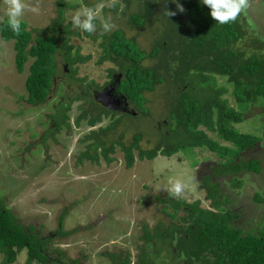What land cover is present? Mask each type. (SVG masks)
Here are the masks:
<instances>
[{
    "label": "trees",
    "instance_id": "obj_1",
    "mask_svg": "<svg viewBox=\"0 0 264 264\" xmlns=\"http://www.w3.org/2000/svg\"><path fill=\"white\" fill-rule=\"evenodd\" d=\"M102 1L106 0H98L97 3ZM119 1L125 5L124 11L132 5L134 12L128 16L131 25L140 29L150 25L155 31L149 51L143 50L135 38H127L122 30L100 36L85 32L84 35L94 42L99 41L101 55L96 65L107 62L117 67L118 72L108 71V79L114 73L121 75L118 93L124 95L135 110L143 109L145 112L140 116L145 120L150 117L145 94L156 91L158 86L162 87L164 117L160 128L162 127L164 133L158 136L153 148L142 149L139 145L141 134L135 135L133 143L125 145L120 141L107 144L108 142L98 138V133L91 132L86 139L92 142L86 145V150L77 158V163L82 164L86 160L98 165L100 159H103L105 163L111 164L114 162L112 155L118 148L123 153L127 169L133 167L136 159L152 161L158 156L169 158L179 152L188 154L193 159L192 167H196L198 162L194 160L193 151L206 150L217 156L218 163L223 166H219L220 170L216 175L227 178L229 187L239 196L237 191L243 188L244 175L249 176L247 181L264 178V160H249L245 157V153L253 149L256 143L263 141L264 136L258 138L243 134L234 126L245 121V113L251 108H262L264 114V54L239 46L248 33L247 27H243L239 21L240 17L245 19L243 12L235 22L220 25L211 19L207 8L199 0H176L175 3L173 0ZM81 2L83 6L91 8L97 4H90L89 0ZM177 4L183 6V12L178 10ZM118 7V3L112 2L113 10L116 11ZM76 9V5L56 0L55 25L38 30L31 29L23 22L24 30L19 36L0 25L1 40L13 43L17 72L22 74L24 65L31 60L25 81V102L28 105L35 107L46 103L53 93L59 72L68 77L64 96L63 92L58 95V91L63 90L61 85L56 91L60 99L53 107L55 112L45 119V123L51 127L44 140L49 135L60 132L62 128H70L67 112L74 102L81 103L78 108L80 114L74 120L76 127L82 121L94 127L103 117H110L109 126L99 130V133L107 134L119 123L120 117L116 120L114 118L117 113L105 109L93 98L92 88L99 91L103 87L94 84L84 86L85 79L77 77L74 66L88 62L91 56L82 57L78 49L73 53L70 40L77 37V34L68 30L70 24L61 28L66 11ZM260 20L258 18L259 22L255 21L256 24L250 30L254 28L258 34L259 31L263 32L264 27ZM257 33L252 35L255 39L253 46L264 41V38L257 37ZM146 62L150 66L144 65ZM218 80L224 83H218ZM73 83L78 85L74 92L71 88ZM227 95L234 99V106L230 105ZM239 107L242 111H239ZM208 182H204L208 199H212V207L219 210V204L222 203L215 200V194L211 193L212 188L216 189L218 184L211 186ZM214 193L217 191L214 190ZM167 199L168 205L163 211L171 209L172 213L165 212L166 216L176 219L178 212L185 214L177 222L188 225L185 232L191 234V255L199 257L203 253L209 254L214 258L215 264H264V223L259 225L260 228L257 227V232L250 234L245 228L243 231L231 225L239 215H234L230 209H221L226 216L223 218L222 215L203 210L199 202H188L180 196L174 199L168 196ZM253 200L257 205L264 204V199L258 193L254 194ZM257 205H254V212L264 216V209ZM211 215L219 217L212 218ZM233 215L236 216L234 219ZM64 218L63 214L59 219L60 225L55 232V238H68L79 231H64ZM260 218L259 216L258 219ZM181 228L183 229L182 226ZM181 228L178 226L176 231L182 230ZM143 231L144 236L141 239L149 249V230L144 228ZM52 238L48 235L42 236L33 226L25 227L20 224L0 199V264H15L17 256L24 250L27 252L25 264H79L74 260L67 263L62 250L51 248ZM149 254L142 249L139 254L141 257L134 264H150ZM159 255L153 250V257L159 258ZM115 256L108 255L110 264H130L129 253L119 255L120 259Z\"/></svg>",
    "mask_w": 264,
    "mask_h": 264
},
{
    "label": "rangeland",
    "instance_id": "obj_2",
    "mask_svg": "<svg viewBox=\"0 0 264 264\" xmlns=\"http://www.w3.org/2000/svg\"><path fill=\"white\" fill-rule=\"evenodd\" d=\"M81 1L64 0L67 4L76 5L77 9L66 11L61 28L70 24L68 30L77 34V37H72L70 40L73 53L78 49L82 57L91 56L88 62L74 66L77 77L85 79L84 86L94 84L104 87L109 81L108 71L118 72V69L107 62L96 65L101 55L99 41L90 40L84 32L75 29L70 23L71 16L85 8ZM97 1L89 0L90 4H96ZM112 2L119 4L116 11L111 8ZM24 3L28 7L25 10L23 22H26L31 29L43 30L56 24V0H24ZM31 8H38L39 13L32 12ZM124 8L125 5L119 0L97 3L94 7L97 13L96 22L99 25L107 19L113 28L109 32H103L98 27L97 32L92 35L100 36L122 30L127 38H135L143 50L149 51L155 31L150 25L144 29L131 25L128 16L134 12V9L132 5L125 11ZM243 14L245 19L240 17L239 21L243 27H247L248 33L239 46L242 45L245 49L252 48L264 54V41L262 44L255 43L253 46L255 39L252 35L257 32L254 28L250 30V27L256 24L255 21L259 22L258 18L261 19L264 27V0H247V7ZM5 20L6 0H0V22ZM257 37L264 38V31H259ZM30 64L31 60L24 65V72L18 73L15 67L13 43H5L0 38V199L20 224L25 227H35L42 236L56 232L60 225L59 219L64 214V231L74 229L79 231L68 238L51 237V248L62 250L67 263L74 260L79 264H110L108 255L122 256L127 253L130 254L129 260L133 263L142 249L148 253L147 244L141 239V236H144L143 229L146 228L150 233L151 226L154 228L162 223L165 224L164 227H167L170 222L169 218L161 212L162 208L168 205L165 196L171 193L168 190L170 178L179 179L186 185L185 193L192 196L187 200L188 202L199 200L203 208L209 206V202L205 201L203 192L199 188V180L202 176L198 172L202 168L212 172L214 165L223 166L218 163L217 156L206 150L193 151L194 160L198 162L196 167H192L193 159H190L188 154L179 152L169 158L158 156L152 161L136 159L133 167L127 169L123 153L118 148L112 155L114 162L111 164L105 163L103 159H100L98 165L86 160L82 164L77 163V158L86 150V145L92 142L86 139L91 132L98 133V138L105 140L107 144L120 141L125 145L133 143L135 135L141 134L140 148H153L158 136L164 133L162 127L159 128L164 117L161 102L164 92L161 86H158L156 91L145 94L148 99L146 107L150 112V117L146 120L142 115L140 116L145 112L143 109L135 110L132 107L136 113L135 117L125 114L121 116L117 113L115 120L120 118L116 128L107 134H101L99 130L109 126L110 117H103L102 121L94 127L88 126L84 121L76 127L74 120L80 114L78 108L81 103L74 102L67 112L70 128H62L60 132L53 133L44 140V136L51 127L50 124L45 123L46 117L54 114L53 107L60 99L58 95L63 92L64 96L68 77L59 72L53 93L46 103L32 107L25 102L27 97L25 81ZM145 64L150 66V63ZM221 82L222 80H218V83ZM61 85L63 90L58 91ZM71 88L74 92L78 85L73 83ZM56 91L59 92L58 95ZM226 98L230 105L234 106V99L230 95ZM238 109L242 111V108ZM245 115L247 118L243 123L234 125L236 129L240 133L262 138L264 136L263 109L251 108ZM120 136H122L121 139ZM258 147L259 156L256 157L257 155L254 154L251 157L264 159V141ZM200 181L208 182L209 179L203 178ZM248 182L244 181L243 188L237 191V194H240L239 198L242 197L246 187L253 186L257 189L255 181L250 184ZM257 183L258 188L261 189L258 194L264 198L262 188L264 178ZM225 187L228 190L231 189L229 192H234L228 183H225ZM227 195L220 196L219 201L223 200L221 203L235 207L236 201L230 200ZM160 199L163 200L161 204L157 202ZM237 206L239 207L238 204ZM225 207V205L221 206L226 210ZM246 212L247 216L243 220L250 227L246 232L250 234L257 232L260 228L256 227L257 223H264V216L252 210ZM217 215L226 217L225 212L220 208ZM234 215L233 219L236 217ZM179 216H182V213ZM258 216L261 218L257 219ZM216 217L219 216H212V218ZM249 217H252V220L248 221ZM241 219L240 216L235 220ZM176 223L177 221L173 224ZM1 260L2 256H0ZM26 260L27 252L24 250L17 256L15 264H25ZM155 263L158 264L159 261Z\"/></svg>",
    "mask_w": 264,
    "mask_h": 264
},
{
    "label": "flooded vegetation",
    "instance_id": "obj_3",
    "mask_svg": "<svg viewBox=\"0 0 264 264\" xmlns=\"http://www.w3.org/2000/svg\"><path fill=\"white\" fill-rule=\"evenodd\" d=\"M65 71H66V67H64ZM121 80V75H118V74H112V78L108 81L107 85L104 86L101 90H95L94 88H92L91 92L93 94V98H94V95L95 93H98L100 91H102L103 89H105L106 87H108L111 82L114 83V85H119V82ZM118 97H124L123 102V107L124 109L126 110V112L120 114L121 116L123 114L125 115H128V116H134L136 115V113L134 112L133 110V105L128 101L127 98H125L124 95H122L121 93H118L117 91V94H116ZM95 100V98H94ZM96 101V100H95ZM97 102V101H96ZM165 123V122H164ZM160 128V127H159ZM264 141V140H263ZM262 143V141L258 142L255 144V146L253 147V149H249L248 152L245 153V157L247 159H254L252 158L251 156H253L255 154L256 157H258V150H259V147L258 145ZM264 157V156H263ZM254 160H260V158L258 159H254ZM264 160V159H263ZM215 167H213L214 169H212V172H209V170H206L205 169H201L200 172H198V174H201L202 178L200 180H202L203 178H208L209 179V182L210 184H212L211 186H214L216 184H218L217 188L214 189L217 191V193H214L212 192L213 191V188L211 190V193L212 194H215V200H218L220 199V196L224 197L223 195H227L230 193V195H227L229 197L230 200L232 201H236V206L235 207H231L222 203V205H225L227 208L226 210H232L234 212L235 215H239L237 219H239V217L241 216V220L238 221V220H233L231 222V225H234L235 227L239 228V229H242L244 231V228L245 229H250L249 225L246 224V222L243 220V218L245 216H247V212L246 211H254V205L256 206L257 204H255L253 201V198H254V194L256 193H259V191L261 190L260 188H258L259 184L257 182H260V180H257V178L255 180L253 179H248L250 182H256L255 184H257L256 188H253V186L251 187H246L245 188V191L242 195V197H238L235 193L236 192H229L231 189H227L225 187V183H227V178H224L222 177L221 175H216L219 167H217L216 165H214ZM245 177V181L247 180V178L249 177L248 175H244ZM262 178V177H261ZM199 180V188L200 190L203 192V195H204V199L205 201L207 200V202H209V206L207 208H203L201 206V203L199 202V200L197 201H192V202H199V206L200 208H202L203 210H207L211 213H214V214H217L218 213V209L217 208H214L212 207V199H208V192L206 191V187L204 185V182L203 181H200ZM257 180V181H256ZM263 180V179H261ZM198 184V182H197ZM250 184V183H249ZM264 189V187H262ZM257 191H255V190ZM168 196H171V199H174L176 196L172 195L171 193H168L166 196H165V201H168L167 197ZM234 196V198H233ZM264 196V195H263ZM161 197V196H160ZM192 197V196H191ZM157 198V196L155 197V199ZM190 199V198H188ZM187 199V200H188ZM252 199V201H251ZM264 199V198H262ZM186 200V201H187ZM157 202H160L163 203L161 200H157ZM220 202V201H219ZM223 202V200L221 201ZM252 202V203H251ZM237 204L239 205V207L237 206ZM220 204V207L222 206ZM258 207H260V209H264V204L263 205H257ZM223 209V208H221ZM164 209L162 208V214L169 218L170 222H169V225L167 227H164L165 224H162L160 223V226H156V227H152L151 226V230H150V244H151V247L148 249L149 251V255H151V261H150V264H156L155 261H159L158 264H215V260L213 257H211V255L209 254H206V253H203L202 255H200L199 257H195V255H191V251L189 250V248L191 247L190 245V239H191V234L189 232H185V228L188 226V225H185V224H181V223H176V224H173L175 221H177V219L179 220L181 217L185 216V214L180 211L177 213L176 215V219H171L169 216H166L165 215V212H170L172 213V210L171 209H167L165 210V212L163 211ZM218 210V211H217ZM225 210V209H224ZM180 213H182V216H179ZM259 217V216H258ZM257 217V219H258ZM252 217H249L248 221L249 220H252L251 219ZM260 222V220H258ZM181 224V225H179ZM256 225V224H254ZM259 225H262V222L261 223H257V226L256 227H259ZM178 226H181L183 227L182 230H177L176 231V228H178ZM175 227V228H173ZM59 228V227H58ZM144 232V231H143ZM158 235V236H157ZM48 237H55V232H52V233H49L48 234ZM153 244H154V247H153ZM153 250H155L157 253H159L160 257H153ZM157 255V254H156ZM124 256V255H123ZM116 259H120V256H115ZM139 257H141L139 254H137L136 256V260L135 262H137L139 260ZM109 258V257H108ZM121 258H124V257H121ZM130 259V257H129ZM130 261V260H129ZM135 262L131 263L130 264H134ZM110 263H111V259H110ZM71 264V263H70ZM119 264V263H118Z\"/></svg>",
    "mask_w": 264,
    "mask_h": 264
},
{
    "label": "clouds",
    "instance_id": "obj_4",
    "mask_svg": "<svg viewBox=\"0 0 264 264\" xmlns=\"http://www.w3.org/2000/svg\"><path fill=\"white\" fill-rule=\"evenodd\" d=\"M176 0H173L175 3ZM199 3L207 8L208 15L213 21L220 25H226L230 22H235L237 17L246 10L247 0H199ZM28 6L24 3V0H6V20L2 23L4 28L10 30L15 36L21 35L24 30L22 27L23 17L25 10ZM178 10L183 12V6L177 4ZM34 13H39L38 8L30 9ZM174 15V13H169ZM96 9L91 7H85L78 10L70 18L72 26L85 33H96L98 27L103 32H109L112 30L113 25L109 20L105 19L101 24H97ZM186 185L179 179L170 178L169 180V192L175 196H183L185 194Z\"/></svg>",
    "mask_w": 264,
    "mask_h": 264
},
{
    "label": "water",
    "instance_id": "obj_5",
    "mask_svg": "<svg viewBox=\"0 0 264 264\" xmlns=\"http://www.w3.org/2000/svg\"><path fill=\"white\" fill-rule=\"evenodd\" d=\"M118 84L114 85L113 82L103 89L102 91L95 93L94 98L105 109L112 111L114 113H124L126 110L123 107V100L124 97H118L117 94ZM181 199L187 200L191 198L190 195L185 193L183 196H180Z\"/></svg>",
    "mask_w": 264,
    "mask_h": 264
}]
</instances>
